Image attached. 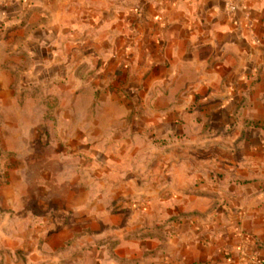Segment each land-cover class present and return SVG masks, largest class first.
Masks as SVG:
<instances>
[{
    "label": "crops",
    "instance_id": "obj_1",
    "mask_svg": "<svg viewBox=\"0 0 264 264\" xmlns=\"http://www.w3.org/2000/svg\"><path fill=\"white\" fill-rule=\"evenodd\" d=\"M228 1L0 0V67L26 54L56 79L106 87L141 168L127 190L156 203L146 216L178 217L72 264H264V0L231 16ZM4 188L0 264H64L53 254L72 236L47 234Z\"/></svg>",
    "mask_w": 264,
    "mask_h": 264
},
{
    "label": "rangeland",
    "instance_id": "obj_2",
    "mask_svg": "<svg viewBox=\"0 0 264 264\" xmlns=\"http://www.w3.org/2000/svg\"><path fill=\"white\" fill-rule=\"evenodd\" d=\"M51 73L35 69L26 54L4 55L0 188L12 184L20 193L13 209L32 211L33 221L45 225L47 234L72 236L53 257L72 264L79 256H109L119 239L176 221L175 216H146L156 203L127 190L128 179L142 187L141 168L130 161L132 150L118 131L123 120L108 117L106 87L93 93L92 87L78 86L74 79L66 83L63 75L56 79ZM77 95L83 96L79 102ZM81 226L87 239L76 244Z\"/></svg>",
    "mask_w": 264,
    "mask_h": 264
},
{
    "label": "built area",
    "instance_id": "obj_3",
    "mask_svg": "<svg viewBox=\"0 0 264 264\" xmlns=\"http://www.w3.org/2000/svg\"><path fill=\"white\" fill-rule=\"evenodd\" d=\"M240 0H229L226 2V14L231 16L234 14L239 8Z\"/></svg>",
    "mask_w": 264,
    "mask_h": 264
}]
</instances>
